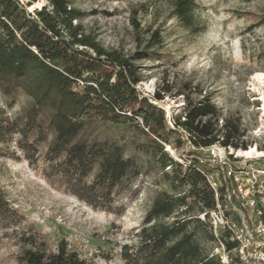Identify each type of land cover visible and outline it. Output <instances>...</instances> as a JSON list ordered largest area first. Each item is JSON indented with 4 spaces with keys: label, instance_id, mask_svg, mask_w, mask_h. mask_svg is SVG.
<instances>
[{
    "label": "rangeland",
    "instance_id": "rangeland-1",
    "mask_svg": "<svg viewBox=\"0 0 264 264\" xmlns=\"http://www.w3.org/2000/svg\"><path fill=\"white\" fill-rule=\"evenodd\" d=\"M75 3L84 13L81 22L85 30L105 46L119 48L130 55L143 53L144 58L138 61L143 81L137 88L165 111L170 125L176 115L182 113L186 97L197 102L208 95L221 109L219 127L225 123V117H240L244 131L240 142L245 141L246 148L253 146L264 152V0H192L188 6L177 0H75ZM46 4V0H39L35 7ZM156 31L161 37L158 44L153 39ZM159 89L164 94L161 100L154 97ZM32 101L22 89L6 93L0 87V107L12 120L23 123ZM132 119L117 123L93 121L86 125L82 134V139L88 142L108 141L122 146L124 156L134 159L140 171L124 178L114 188L111 211L96 209L77 196L55 188L18 146L19 133L14 132L11 137L0 140V188L22 215L20 222L0 226V264H16L20 242L12 237L30 225L47 233L55 247L59 240L66 239L69 246L88 262L139 264L129 261L124 253L125 250L132 252L139 245L141 231L149 225L145 217L155 198L164 191L173 194L188 191L190 186L173 184L172 177L178 176V171L170 167L162 169L159 154L145 133L148 128L142 118L135 116ZM54 135V131L49 130L47 138L41 141L39 157L44 156ZM171 138L178 139V135ZM175 143L179 148L165 145V150L188 166L193 157L190 151L194 150L191 142L185 139ZM201 153L206 155V148ZM234 154L237 155V151ZM260 155L237 156L241 157L240 165L245 162L261 168L264 158ZM218 163L213 162L217 177L221 162ZM96 172L97 166L89 182L93 181ZM245 175L238 176L242 187L251 184L247 173ZM226 176L223 175L224 179ZM262 177L260 175L258 181L261 182ZM224 179L223 182H227ZM228 199L226 215L230 219L238 215L239 223H247L249 216L246 215L253 216L252 211L249 214L250 211L243 208L244 202L237 205L230 195ZM183 209L153 222L170 224L177 216H182ZM198 217L209 229V217L205 213ZM196 230L203 250L209 255H219L225 261L231 235L221 230L219 236L215 234L214 241L202 238L201 226ZM237 241L236 246L242 244L239 248L248 243L246 233L241 241ZM255 245L245 249V257L251 263L261 264L260 250L264 248L259 242ZM230 254L232 258L233 253Z\"/></svg>",
    "mask_w": 264,
    "mask_h": 264
},
{
    "label": "trees",
    "instance_id": "trees-1",
    "mask_svg": "<svg viewBox=\"0 0 264 264\" xmlns=\"http://www.w3.org/2000/svg\"><path fill=\"white\" fill-rule=\"evenodd\" d=\"M46 1L48 4L37 8L39 0H0V87L6 93L22 89L33 100L23 123L10 119L0 107V140L19 133L18 146L55 188L96 209L111 211L114 188L140 171L134 159L124 156L122 146L88 142L82 139L83 132L93 121L117 123L140 116L162 169L174 168L179 175L172 177L173 184L189 185L190 189L157 195L145 217L149 225L143 227L139 245L132 252L125 250V257L139 264H226L219 255L206 253L195 233L201 226L202 238L216 239L210 222L206 229L205 221L198 217L200 213L209 217V211L217 206L204 174L215 171V167L201 152L217 142L246 149L247 143L240 142L244 135L241 118L225 117L219 127L221 109L206 95L197 102L186 97L182 113L170 125L165 111L137 88L143 81L138 65L143 53L130 55L101 43L83 27L84 13L75 0ZM177 2L188 6L192 0ZM153 39L155 44L161 41L157 31ZM154 97L161 100L164 94L159 89ZM49 130L54 131L53 142L39 157L41 141ZM174 135L178 139L173 140ZM185 139L194 149L188 166L165 150V145L179 148L175 141ZM96 166L94 179L89 182ZM182 208V216L170 224L153 222ZM21 219L0 188V226ZM12 239L20 242L16 264H97L88 262L66 239L55 247L48 234L35 225L17 231ZM227 245L232 248L230 241ZM230 264L243 263L232 257Z\"/></svg>",
    "mask_w": 264,
    "mask_h": 264
},
{
    "label": "built area",
    "instance_id": "built-area-1",
    "mask_svg": "<svg viewBox=\"0 0 264 264\" xmlns=\"http://www.w3.org/2000/svg\"><path fill=\"white\" fill-rule=\"evenodd\" d=\"M238 149L242 148L225 146L220 142L212 144L206 148V160H211L212 162H209L212 165L213 162H219L218 164L221 162L219 165L220 169L218 170V174L220 173L219 177H217V174L214 171L204 172L206 179L215 193L217 201L216 208L209 211V222L212 226L214 234L219 236L218 234L222 230L223 232H228V234L231 235V239H229L230 242L233 240L232 248L229 250L227 256L224 257L225 261L222 260L224 263L230 264L232 259L230 253L232 252V257L238 259L241 263L255 264L251 263L248 257H245V249L255 247L256 242L261 243L260 246L264 248V188L261 183H264V164L261 165V168L253 167L249 163L245 162L240 165L241 157H238L240 156L238 155ZM246 149L250 148L248 147ZM235 151H237L238 156L235 155L236 153L234 154ZM261 151L262 155H260V157L264 158V152L263 150ZM245 173H247L249 181L251 182L248 187H242L243 183L242 181H239L240 179H238V176L245 177ZM223 175L228 176L224 179ZM260 175H263L261 182L258 181ZM222 178L227 182H223ZM229 195L232 196L233 201L236 199L237 205H241V202H244L245 206L242 204L243 208L249 210V214L252 211L254 218L251 214L246 215L247 218L249 216L247 223H239L237 221L239 219L238 215H236L234 219H230L225 213V203L229 200ZM234 220H236L238 224L235 223L236 221ZM254 221L257 223H254ZM244 233H246L248 243H245L243 247L239 248L242 244L238 243V246H236V241H241ZM258 237H262V239H258ZM238 249H240L239 253ZM260 254V263L264 264V249L263 251L260 250Z\"/></svg>",
    "mask_w": 264,
    "mask_h": 264
},
{
    "label": "bare ground",
    "instance_id": "bare-ground-1",
    "mask_svg": "<svg viewBox=\"0 0 264 264\" xmlns=\"http://www.w3.org/2000/svg\"><path fill=\"white\" fill-rule=\"evenodd\" d=\"M259 78H263V76L262 77L260 76ZM253 154L260 155L261 153L259 149H257V147H253V146L250 149H238V155L253 156Z\"/></svg>",
    "mask_w": 264,
    "mask_h": 264
},
{
    "label": "water",
    "instance_id": "water-1",
    "mask_svg": "<svg viewBox=\"0 0 264 264\" xmlns=\"http://www.w3.org/2000/svg\"><path fill=\"white\" fill-rule=\"evenodd\" d=\"M22 2V1H21Z\"/></svg>",
    "mask_w": 264,
    "mask_h": 264
}]
</instances>
